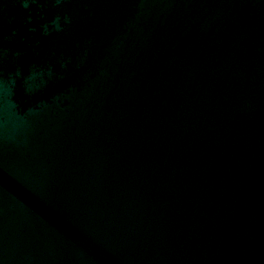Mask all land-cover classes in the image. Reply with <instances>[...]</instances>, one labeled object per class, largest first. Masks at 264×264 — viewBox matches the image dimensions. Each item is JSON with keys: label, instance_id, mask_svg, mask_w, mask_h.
I'll return each instance as SVG.
<instances>
[{"label": "water", "instance_id": "water-1", "mask_svg": "<svg viewBox=\"0 0 264 264\" xmlns=\"http://www.w3.org/2000/svg\"><path fill=\"white\" fill-rule=\"evenodd\" d=\"M0 264H264V0H0Z\"/></svg>", "mask_w": 264, "mask_h": 264}]
</instances>
